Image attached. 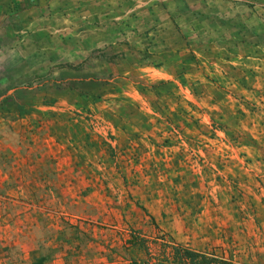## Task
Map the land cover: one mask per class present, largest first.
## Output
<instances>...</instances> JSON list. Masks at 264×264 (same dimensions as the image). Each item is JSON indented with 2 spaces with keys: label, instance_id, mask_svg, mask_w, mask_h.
<instances>
[{
  "label": "rangeland",
  "instance_id": "rangeland-1",
  "mask_svg": "<svg viewBox=\"0 0 264 264\" xmlns=\"http://www.w3.org/2000/svg\"><path fill=\"white\" fill-rule=\"evenodd\" d=\"M173 245L264 264V0H0V264Z\"/></svg>",
  "mask_w": 264,
  "mask_h": 264
},
{
  "label": "trees",
  "instance_id": "trees-1",
  "mask_svg": "<svg viewBox=\"0 0 264 264\" xmlns=\"http://www.w3.org/2000/svg\"><path fill=\"white\" fill-rule=\"evenodd\" d=\"M141 241V240H140ZM130 245H136L137 242H133L132 239L127 241ZM172 247V255L171 261L166 259L163 260L159 257H153L149 255L146 260L138 259L137 261L133 260L132 264H233L231 262L223 261L219 257H214L210 255H206L205 253H198L190 250L187 247H179L177 245H173ZM128 249L127 247H125ZM210 256V257H209ZM199 258V261H196Z\"/></svg>",
  "mask_w": 264,
  "mask_h": 264
}]
</instances>
